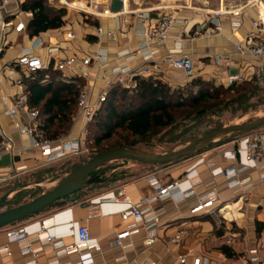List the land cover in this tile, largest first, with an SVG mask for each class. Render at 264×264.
<instances>
[{
    "label": "crops",
    "instance_id": "0c3cea01",
    "mask_svg": "<svg viewBox=\"0 0 264 264\" xmlns=\"http://www.w3.org/2000/svg\"><path fill=\"white\" fill-rule=\"evenodd\" d=\"M84 1L78 2L82 4ZM110 2L95 0L94 14L67 9L59 28L35 36L25 31L0 32V135L13 147L11 154L0 157V183L16 185L18 176L55 164H42L38 151L30 148L28 139L16 132L12 119L6 115L13 100L20 94L25 95L22 82L20 86L14 83L16 78L22 79L26 75L14 63L23 49L30 48V54L41 59L43 68L52 66L54 59L74 57V69L60 73V77L71 78L81 70L88 71L91 77L88 99L91 102L103 89L100 76L111 80L112 68L149 67L150 62L138 52L143 43L140 33L143 28L133 14V11L144 8L150 10L146 24L153 23L165 13H171L175 18L165 40L151 41L145 46L158 65L156 70L149 68L148 76L158 78L170 87L188 85L193 78L228 85L231 73L240 76L242 81H254L260 58L241 55L235 46L255 42L264 36V0H121L120 14H98L105 7L110 10ZM227 9L238 10V13H222ZM29 17L30 12L23 11L17 19L26 23ZM15 20L11 19V25ZM97 26L103 31L99 36L95 34ZM66 32H71L72 36L67 38ZM94 52L102 56V64L92 62L84 66L80 63V58ZM167 52L189 55L193 59L191 73L186 74L162 62L159 58ZM132 83L133 80L126 84ZM83 131L82 123L74 114L71 128L60 139L63 142L80 141ZM233 143L155 167L152 172L122 184L104 180L92 189L79 191L74 201H59L40 214L0 230L2 247L6 243L7 231L21 229L26 239L31 240L38 231L39 221L52 219L53 226L48 234L69 246L75 242L76 228L85 226L92 241L99 245L98 252L81 250L57 254L48 246L32 242L30 249L35 257L31 258L20 255V243L14 242L7 246L8 255L0 254V264H179V256H185L189 262L196 256L205 257L210 264H255L251 261L254 257L264 262V183L260 184L259 172L253 163L245 162L241 142V151L234 164L238 169L248 168L244 176L254 185L249 200L243 202L237 191L225 186L221 177V172L232 164L223 153L232 149ZM148 175L160 184L177 181L181 191H187L194 183V195L179 204L170 200L161 203L151 233L146 234L142 229L144 221H138L139 232L122 239L121 246L117 247L112 241L124 226L119 213L125 211L127 205L107 203L106 200L122 190L131 202H136L150 193L145 179ZM33 185L39 187L40 184ZM31 188L21 186L16 190ZM211 193L216 196L212 212L191 214L190 208L197 199ZM177 235L178 239L172 242ZM148 238L154 239L150 246L145 245ZM223 246L231 249L235 256L229 258L223 254L220 250Z\"/></svg>",
    "mask_w": 264,
    "mask_h": 264
},
{
    "label": "built area",
    "instance_id": "2783aa9c",
    "mask_svg": "<svg viewBox=\"0 0 264 264\" xmlns=\"http://www.w3.org/2000/svg\"><path fill=\"white\" fill-rule=\"evenodd\" d=\"M23 0H0V32L3 33L6 30H13L17 33L24 32L25 23L17 16L23 12L20 9V4ZM121 1V0H120ZM60 5H63L66 9H72L83 13H96L95 0H85L83 6L72 7L69 6V2L65 0H58ZM71 3V2H70ZM149 9H137L133 11L138 24L143 28L140 33L143 36V43L141 44L138 52L142 58L150 62L149 67H142L137 69L128 68H112L111 73L113 75L111 80H107L103 75L100 76L103 81V89L95 97L93 101H89L88 97V84L90 83V74L86 70H81L77 73L82 80V85L76 97V110L75 119H79L85 128L86 124L90 121L91 117L98 110L100 104L104 101L107 90L113 84H120L127 86L128 81L133 80L134 77H145L149 74V68L156 70L158 68L157 62L152 58L151 51L146 49V44L151 41H163L167 38V32L171 28L175 21L174 16L171 13H165L160 15L153 23L146 24L149 20ZM25 12V11H24ZM28 12V11H26ZM121 11L112 12L105 7L101 9L98 14L115 16L120 14ZM222 13H233L237 14L238 10L227 9ZM11 19H16L11 25ZM238 25V22H234ZM218 28V26H216ZM102 29L97 26L95 34L97 36L102 34ZM110 34V32H107ZM66 37L72 36L71 32H66ZM237 53L241 55L250 54L260 58L261 63L258 66L254 74V82L263 86L264 85V36L255 42H242L235 46ZM220 57V56H218ZM162 62L169 64L172 68L182 70L186 74H190L193 68V59L186 54L175 55L171 52L163 54L159 58ZM102 56L98 52H94L91 56L85 55L80 58V63L84 66L89 65L92 62L102 64ZM18 68H20L26 74L33 73L37 70H41L44 66L41 59L38 56L30 54V48L23 49L20 54L16 57L14 62ZM75 66V58L65 57L54 59L52 62L53 69L63 74L66 71H71ZM243 79L237 74L231 73L228 76V84L234 81H242ZM17 86L21 85V78L18 77L14 80ZM6 115L12 119L13 127L16 132L23 137H26L29 141L30 148L37 150L42 164L49 165L59 161H62L70 156L78 155L80 152V141L70 140L67 142L57 139L55 141H49L44 139L38 131V112L35 108L28 107L26 103L25 95H18L12 102V105L6 111ZM17 117V120L15 118ZM14 119V120H13ZM245 140L244 147V160L246 163H253L254 169L259 172V182L264 183V130H255L246 134L243 138L237 139L233 143L232 149L223 153V157L231 162L221 172V177L224 179L225 186L229 189H233L238 192L239 197L243 202L249 200L251 190L254 185L250 182L248 177L244 176V172L248 169L244 167L238 169L235 166L237 156L239 152V143ZM13 147L11 142L0 135V157L4 154H11ZM146 182L150 188V193L141 197L136 202H131L124 194L122 190L117 191L113 197L106 200L107 203H123L127 205V209L119 213L120 222L124 225L123 228L116 233L112 243L119 247L121 246V240L128 238L133 234L139 232L137 226L138 221H144L142 227L146 234L156 226V219L158 212L160 211L159 205L164 201L170 200L176 204H179L186 199L194 195V183L187 191H181L177 181H173L167 184H160L153 176L148 175ZM216 201V196L211 193L207 196L199 197L196 203L190 208V213L200 214L212 212ZM53 226L52 219L41 220L38 224V231L31 240H27L24 232L21 229H12L5 233L6 243L0 247V254H9L8 244L20 243L19 253L22 256L35 257L30 249L32 242H37L43 246L50 247L57 254H70L79 252L81 250H92L98 252L100 247L97 243L93 242L90 234L85 226H79L75 230V242L72 245L66 246L60 240L54 239L48 234V230ZM178 239V235L172 239L174 242ZM153 238L145 240V245L150 246L153 243ZM255 264H264L259 261L257 257L251 259ZM179 264H210L208 258L196 256L193 257L189 262L185 256L178 257Z\"/></svg>",
    "mask_w": 264,
    "mask_h": 264
},
{
    "label": "trees",
    "instance_id": "16d2710c",
    "mask_svg": "<svg viewBox=\"0 0 264 264\" xmlns=\"http://www.w3.org/2000/svg\"><path fill=\"white\" fill-rule=\"evenodd\" d=\"M20 9L30 12L24 30L30 36L57 29L63 24V6L55 9L45 6L43 0H23ZM21 82L28 107L38 112V131L41 136L49 141L64 137L75 114L81 78H62L59 71L47 66L26 74ZM243 82L234 81L225 86L216 85L212 80L193 78L180 92L172 90L158 78L136 76L132 84L122 86L116 83L107 90L104 101L87 123L86 129L93 128L89 134L95 148L119 132L125 133L127 138L144 140L158 130L173 126L179 117L188 119L193 116V119H198L204 114L221 112L230 102L241 104L245 93L253 89L251 83H255ZM100 151L96 154L103 153ZM33 183H40V180ZM20 194L17 193L12 200H16ZM17 205L20 204L16 202L14 207ZM220 250L229 258L235 256L225 246Z\"/></svg>",
    "mask_w": 264,
    "mask_h": 264
},
{
    "label": "rangeland",
    "instance_id": "374dc122",
    "mask_svg": "<svg viewBox=\"0 0 264 264\" xmlns=\"http://www.w3.org/2000/svg\"><path fill=\"white\" fill-rule=\"evenodd\" d=\"M69 2V6L77 4L83 6V3H79L78 1L82 0H65ZM73 1V2H71ZM152 1V0H147ZM71 2V3H70ZM45 6L50 8H59L63 5H60L58 0H43ZM64 8V15L67 12V9ZM72 10V9H71ZM68 12H70L68 10ZM63 15V17H64ZM244 81L243 83H245ZM216 85H220L216 83ZM225 85V84H223ZM226 86V85H225ZM253 89L249 92L245 93L246 96L241 99L242 103L238 105V102H230L227 106H225L224 110L217 114H204L198 119H193V116H190L188 119H183L179 117L177 122L171 127H167L161 130L154 132L153 134L146 137L144 140H137L135 138H127L126 134L123 132H119L116 136L112 137L108 141L102 142L99 147L95 148L92 145V141L90 140V134L93 128H87V124L84 128L83 134L80 140V152L78 155L70 156L62 161L56 162L52 166L48 168H44L43 170L37 171L35 173L28 172L26 174H22L18 176V183L15 185L14 183H0V198L9 190L13 188L19 189L21 186H31V189H20L15 190L7 199L6 202L2 205L1 211L6 210L8 208L14 207L15 203L23 204L38 196L40 193L46 192L54 187L56 183L68 172L79 167L80 165L85 164L89 160L93 159L99 150L102 152L107 150H113L114 148H119L121 146H133L137 149L153 152V153H162L168 151L169 149L175 147L176 145L194 139L198 137L206 136L221 127L232 125V124H241L246 123L254 118L260 117L264 115V87L257 84L251 83ZM187 85L184 86H176L170 87L172 90H178L180 92L184 91ZM72 126V121L70 123V128ZM87 130V132L85 131ZM258 130H264L258 129ZM246 134H236L222 143L220 145H228L234 142L237 139L243 138ZM120 139H119V138ZM242 153H244L245 140L241 143ZM216 147V146H215ZM100 151V152H101ZM239 151H241L239 149ZM175 163V162H173ZM169 165V164H168ZM159 167V166H157ZM155 167H146L139 166L137 164L131 162H114L107 164L97 172L101 179L108 180L109 182H113V184H122L124 182L130 181L132 179L138 178L144 174L152 172ZM50 170L47 173L44 171ZM42 178V179H41ZM36 180H40L39 187H35L33 182ZM53 182V183H52ZM19 187H16V186ZM87 188H94L93 186H89ZM21 193L17 199L12 200V198L17 194Z\"/></svg>",
    "mask_w": 264,
    "mask_h": 264
},
{
    "label": "water",
    "instance_id": "95a60500",
    "mask_svg": "<svg viewBox=\"0 0 264 264\" xmlns=\"http://www.w3.org/2000/svg\"><path fill=\"white\" fill-rule=\"evenodd\" d=\"M120 5V0H111L110 11H118ZM262 128H264V115L246 123L221 127L206 136L182 142L162 153L147 152L133 146H123L103 152L65 174L50 190L39 194L28 202L1 211L2 205L16 188L6 192L0 198V230L40 214L46 209L53 207L59 201H74L79 191L104 182V179H101L95 172L107 164L131 162L146 167L168 165L212 149L233 135L248 134ZM16 187L19 186L17 185Z\"/></svg>",
    "mask_w": 264,
    "mask_h": 264
},
{
    "label": "bare ground",
    "instance_id": "6f19581e",
    "mask_svg": "<svg viewBox=\"0 0 264 264\" xmlns=\"http://www.w3.org/2000/svg\"><path fill=\"white\" fill-rule=\"evenodd\" d=\"M57 184V183H56Z\"/></svg>",
    "mask_w": 264,
    "mask_h": 264
}]
</instances>
